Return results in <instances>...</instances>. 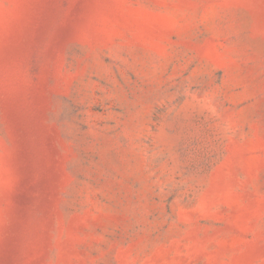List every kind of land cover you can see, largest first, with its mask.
<instances>
[{"label":"rangeland","instance_id":"obj_1","mask_svg":"<svg viewBox=\"0 0 264 264\" xmlns=\"http://www.w3.org/2000/svg\"><path fill=\"white\" fill-rule=\"evenodd\" d=\"M0 264H264V0H0Z\"/></svg>","mask_w":264,"mask_h":264}]
</instances>
